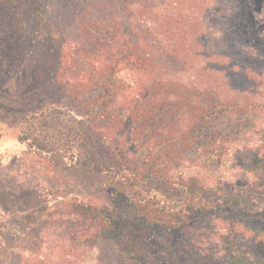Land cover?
I'll return each instance as SVG.
<instances>
[{
	"label": "trees",
	"instance_id": "1",
	"mask_svg": "<svg viewBox=\"0 0 264 264\" xmlns=\"http://www.w3.org/2000/svg\"><path fill=\"white\" fill-rule=\"evenodd\" d=\"M44 1L57 16L49 27L32 21ZM185 68L193 81L172 78ZM0 99L17 113L35 175L10 195L24 231L11 264H77L93 248L101 264L201 260L207 227L191 229L168 193L147 189L154 180L182 189L177 199L196 212L225 205L241 223L264 212V0H0ZM59 113L83 147L44 133ZM245 134L258 142L240 144ZM110 141L112 159L98 150ZM144 145L149 175L127 155ZM187 151L212 185L169 179ZM231 160L242 172L234 183L222 173ZM38 191L45 209L30 205Z\"/></svg>",
	"mask_w": 264,
	"mask_h": 264
},
{
	"label": "rangeland",
	"instance_id": "2",
	"mask_svg": "<svg viewBox=\"0 0 264 264\" xmlns=\"http://www.w3.org/2000/svg\"><path fill=\"white\" fill-rule=\"evenodd\" d=\"M41 3L42 4H40L37 12H35L34 16H32V21L38 20L37 23H41L42 21L43 25L49 27V24L51 26L52 23L56 22L57 16H48V13L51 11L50 5L48 4V6L45 1ZM55 6L57 7L58 5ZM67 23H69L68 20ZM61 28L63 29V34L67 35L70 30V26L63 23L59 29ZM36 29L38 28L36 27V25H34L33 27H29L27 30L31 32ZM45 32H47V29L44 30V33ZM54 32L57 34V36L59 35L56 29L54 30ZM39 33H42V30H40ZM46 40L48 44L51 45L50 39L47 38ZM190 75V70L185 68L183 72L172 74V78H176L184 82H189L193 81L191 80ZM4 103L7 104L4 106L2 105ZM9 103V99L0 101V258H5V264H11V262H13L10 260V256L7 252H10V249H12L11 247H13L15 243L17 244L19 238L24 232L22 225H20L18 219H16V217L13 215L14 208H10L11 210H7L8 207L12 205L13 198L16 197L15 193L18 188L17 186L15 187L14 182L15 180H18V177L21 183H23L22 185L24 186H27L28 183L31 184L30 180L35 181V175L28 168H26V158L28 155L29 157L31 156L28 153V149L26 148L28 143H19V132L21 131V127H19L20 124L18 120H16L17 113H15L13 109H11V111L6 110V108H8L7 106H10ZM81 108L85 110L88 107ZM89 122L91 123V125L97 128L96 133L98 134L100 126L98 125L97 127L95 122ZM165 123L167 122L165 121ZM226 123H228V121L225 119L222 120V122H220V124H218L217 126L224 128ZM61 128L65 133L57 134V132L59 133L61 131ZM43 130L44 133L47 132L53 134V139L57 140L58 142L63 141V143H70L72 145H75L74 142H76L79 147H83V143L77 139V136H75V125L66 121L65 117L61 116L60 113L57 115L54 114L52 120H50V124H45ZM159 131L161 132V130ZM156 135L158 134H144V139H154ZM124 137L125 136H123V139ZM137 138H139V136L135 137L134 139ZM201 138L204 139L202 135ZM257 142L258 140H256V136L245 134L241 136L239 143H248L254 145ZM145 145L139 146L137 148V151L133 152V154L130 153L127 155H129L130 159H133L130 164L132 171L143 170L144 174L149 175L147 169L149 167L148 163L150 160L145 157ZM83 149L85 151L84 153L89 151L88 148ZM98 150L107 151V153H104V158H109V156L110 158H114V156H112L114 148L111 141L107 144L99 143ZM82 151L83 150H81V152ZM74 153L75 151H68L67 154L73 155ZM199 161L200 158L198 153L190 151L185 152L181 160L173 163L172 169L168 172L169 179L171 181H174L179 177H183L184 183H186L189 182L190 178L197 177V183H193L194 188L199 186L198 183L203 185H212L213 178H204L205 176L210 174L207 170L199 165ZM109 173H111V169H109L108 173L102 175L105 176V180L109 178ZM222 173L227 178V182L229 181L230 183H234V181H238V177H241L242 172L238 167H235L233 165V162L231 160L229 163H227ZM68 175V178L71 177L70 179H75L73 175ZM37 180L38 185H42V181L40 179ZM155 181L156 180L153 181V185H148L149 187L147 189H149L151 193H154L153 191L158 190V188L159 190L168 193L170 197H172L170 199H173L176 209H179L182 214L186 215V218L188 219L187 224L191 227V229L198 231L201 230L203 226H206L207 228H205V231L210 233L209 235H206L205 232V235L208 236V241L201 244V260L193 261L190 258L191 264H213L214 261H216V264H233L234 259H236V262L239 264L237 260L238 253L243 257V264H264V244L254 243L253 241L254 237H257L260 240L264 241V212H258L248 215L247 217L243 218V223L239 222L234 213H232L231 209L225 205L224 207L220 206V208H213L212 205H208L205 209H201L200 212H196L186 207V204L179 202V200L177 199V197L183 196L182 189L177 187L168 189V182H166V184H161L160 181ZM53 185L54 187H56V183H54ZM10 195H12L13 198ZM36 195L37 196H35V199L30 201V205L35 204V206L38 207V210H40V208L42 207H44L45 209L46 196L41 195L40 191H38ZM119 197L123 199L122 196L119 195ZM24 198H22L21 201H24ZM181 204L183 207H181ZM17 207L20 208V206ZM45 212L46 211H44L41 215H44ZM35 215H37V213ZM244 229H255L256 232H245ZM168 238L170 237L168 236ZM182 240L183 239L180 238V241ZM253 244L257 246H254ZM97 259L98 248H93L92 250H89L86 254H84L77 264H101ZM149 262H152V260H150Z\"/></svg>",
	"mask_w": 264,
	"mask_h": 264
}]
</instances>
